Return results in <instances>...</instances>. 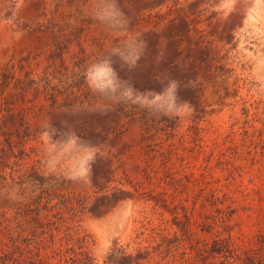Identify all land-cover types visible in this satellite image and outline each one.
<instances>
[{
  "label": "rangeland",
  "instance_id": "obj_1",
  "mask_svg": "<svg viewBox=\"0 0 264 264\" xmlns=\"http://www.w3.org/2000/svg\"><path fill=\"white\" fill-rule=\"evenodd\" d=\"M249 1L0 0V248L37 212L40 252L73 246L95 264L254 249L264 0Z\"/></svg>",
  "mask_w": 264,
  "mask_h": 264
},
{
  "label": "trees",
  "instance_id": "obj_2",
  "mask_svg": "<svg viewBox=\"0 0 264 264\" xmlns=\"http://www.w3.org/2000/svg\"><path fill=\"white\" fill-rule=\"evenodd\" d=\"M37 210L38 212L40 211L39 207ZM29 211L30 209L27 208L19 215L26 218L28 213H30ZM36 213L31 217V221L32 219L34 220L32 228L27 229L24 226L27 220L21 221L22 219H19L15 226H8L7 230L4 231L6 242L0 248V264H95L88 253L82 250L76 251L73 246L61 248L52 246V252H40L44 248L43 246L46 245L45 239L40 237L44 233L43 231L46 230L47 225L42 222L39 215L36 217ZM4 228L5 226H3ZM39 228L42 229L41 232H39ZM25 233L26 235H24ZM54 240V235H52L51 242L53 244ZM219 243L220 245L217 247ZM231 245L232 243L228 240L215 241L207 252H228L227 258H232L233 260L227 261V264H264V232L259 234L254 249L237 253L235 249L231 248Z\"/></svg>",
  "mask_w": 264,
  "mask_h": 264
},
{
  "label": "bare ground",
  "instance_id": "obj_3",
  "mask_svg": "<svg viewBox=\"0 0 264 264\" xmlns=\"http://www.w3.org/2000/svg\"><path fill=\"white\" fill-rule=\"evenodd\" d=\"M259 3H260V0H250L248 2V10L250 11V9H253L254 7L256 8V6H259L258 5ZM259 8H261V7H259ZM262 11H264V9ZM97 75H98L100 81L105 80V79H111V77H112V74H111V70L110 69H105L104 71H98L97 72ZM167 93H169L170 95L164 99L165 101L162 100L160 102V103H163L165 106H168L169 105V100L170 99H173L174 100V98H175L174 91L172 89L169 90ZM152 95H154V93H152Z\"/></svg>",
  "mask_w": 264,
  "mask_h": 264
}]
</instances>
